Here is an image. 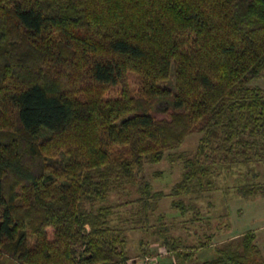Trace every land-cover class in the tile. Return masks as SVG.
<instances>
[{
	"label": "trees",
	"instance_id": "trees-1",
	"mask_svg": "<svg viewBox=\"0 0 264 264\" xmlns=\"http://www.w3.org/2000/svg\"><path fill=\"white\" fill-rule=\"evenodd\" d=\"M255 79L264 80V0H0V259L133 264L108 225L124 206L103 204L109 186L194 133L174 196L264 161ZM142 184L146 220L164 194L150 203ZM253 251L244 237L211 264H250Z\"/></svg>",
	"mask_w": 264,
	"mask_h": 264
},
{
	"label": "rangeland",
	"instance_id": "rangeland-1",
	"mask_svg": "<svg viewBox=\"0 0 264 264\" xmlns=\"http://www.w3.org/2000/svg\"><path fill=\"white\" fill-rule=\"evenodd\" d=\"M167 84L172 87L170 80ZM251 84L264 88L262 79H255ZM199 137L198 133L186 136L178 147L165 152L160 162L144 164L130 182H112L109 186L103 204L124 203L108 217V225L121 231L128 263L211 264L223 249L241 251L242 239L249 237L256 248L250 264H264V195L242 197L238 194L239 188L247 191L254 184L262 189L264 161L248 167L222 169L214 177L212 188L172 195L174 184L181 179L180 160L194 153ZM144 182L151 186L150 203L156 201L152 196L154 192L164 194L146 220L141 203H136L140 198L138 187ZM175 204H181L182 209ZM166 247L171 250L167 251ZM177 252L188 258L179 259ZM0 261L2 264L18 263L7 255Z\"/></svg>",
	"mask_w": 264,
	"mask_h": 264
},
{
	"label": "crops",
	"instance_id": "crops-1",
	"mask_svg": "<svg viewBox=\"0 0 264 264\" xmlns=\"http://www.w3.org/2000/svg\"><path fill=\"white\" fill-rule=\"evenodd\" d=\"M263 200H264V197H262V202H263ZM262 206H263V203H262ZM263 214V213H262Z\"/></svg>",
	"mask_w": 264,
	"mask_h": 264
}]
</instances>
